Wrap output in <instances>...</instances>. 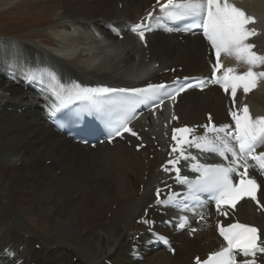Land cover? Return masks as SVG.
I'll use <instances>...</instances> for the list:
<instances>
[{"label":"bare ground","instance_id":"6f19581e","mask_svg":"<svg viewBox=\"0 0 264 264\" xmlns=\"http://www.w3.org/2000/svg\"><path fill=\"white\" fill-rule=\"evenodd\" d=\"M23 2L27 0H0V14ZM150 5V0H36L35 9L58 11L56 18L62 20L54 29V36H60L59 43L50 35H37L45 44L66 50L68 43L88 36L93 41L90 45L96 48L58 55L16 38L0 42V48L4 45L11 52L4 57L0 49V248L19 251L18 259L24 264H105L107 260L137 264L128 255L135 239L133 232L142 231L136 220L153 202L159 181L156 169L164 157L151 152L153 142L136 153L122 143L91 150L61 137L45 123L35 97L11 84L4 77L5 70L21 57L33 64H52L72 80L130 87L166 79L158 73L172 67L182 66L184 75L206 71V46L197 37L183 43L153 35L146 50L132 37L119 41L105 30L107 24L136 22ZM250 9L264 15V0H253ZM94 31L105 39L98 41ZM75 32L82 37H73ZM258 43L264 52V36ZM158 63L161 68L155 69ZM224 101L212 92L184 95L178 107L182 123L200 124L206 112L220 121L225 117ZM252 101L257 111H264V86ZM150 154L155 155L154 160H150ZM140 185H144L143 193ZM262 197L264 200V193ZM244 209L242 205L240 213ZM26 216H32L36 226ZM41 233L54 240L44 241ZM199 238L175 237L181 244L175 257L165 252L151 253L142 264H190L196 254L205 256L218 246L212 231ZM36 244L41 251L35 249ZM73 258H77L76 263Z\"/></svg>","mask_w":264,"mask_h":264},{"label":"snow or ice","instance_id":"6c2138e0","mask_svg":"<svg viewBox=\"0 0 264 264\" xmlns=\"http://www.w3.org/2000/svg\"><path fill=\"white\" fill-rule=\"evenodd\" d=\"M157 4L160 5V12L166 19L191 18V22L185 26L184 30H200L214 54V61L210 59L209 77L199 79L195 84L179 85L167 94L168 97L175 99L176 95L187 88L196 87L203 90L208 84L218 85L232 97L233 106L229 108V114L231 121L234 122V125L228 123L217 126L212 123V116L209 114L208 124L199 126L204 129L203 135H197L195 128L187 126L173 128L172 140L175 141V145L172 147V152H178L179 155L168 162L172 165V169L166 166L164 170L175 171L176 181L180 185L188 186L189 198L198 201L199 194L208 193L216 205V211L221 216H227L230 209H235L236 205L246 198L264 208L257 199L259 189L257 180L250 174V169H254L264 175V151L259 153L256 151L258 146L264 145V115L253 116L247 104L235 108L238 90H243L246 95L255 89L261 80H264V71L254 70L264 67V54H258L254 50L256 45L249 42L250 38L258 35L254 27L257 23L256 18L247 14L231 0H179V2L166 0L163 4L157 0ZM151 17L152 13H149L148 18ZM143 27L137 24L132 30L137 31ZM138 35L141 40H144L143 30L138 31ZM222 55L247 65L246 70L238 72L236 67H225L221 60ZM43 75L42 73L40 78H43ZM48 76L50 81L56 82L53 94L58 104L54 107V111L66 107L73 100H92L95 93L119 92L147 95L166 87L164 84L150 83L145 88L130 89L83 88L79 84H72L69 88H65L59 83L54 73H49ZM32 78L36 77L32 76ZM160 103H163V100ZM173 119L177 117L173 116ZM123 133L137 135L128 126L127 120L121 123L114 135L121 136ZM109 134L112 135V133ZM188 148L213 153L228 163L225 165L224 163L197 162L190 165L191 172L199 173L195 182H192L177 166L181 159L198 160L197 156L187 151ZM160 195L161 189L158 188L156 190L158 204L164 203ZM179 198L180 194L173 193L168 203L171 204ZM179 226L183 228L185 225L181 223ZM217 228L226 246L222 245L219 250L212 252L203 261L197 257L196 264H257V254H264V239H261L260 230L257 227L237 221L228 223L226 226L218 224ZM157 239L165 244L168 243L163 236L157 235ZM238 256L244 259L238 261Z\"/></svg>","mask_w":264,"mask_h":264},{"label":"rangeland","instance_id":"374dc122","mask_svg":"<svg viewBox=\"0 0 264 264\" xmlns=\"http://www.w3.org/2000/svg\"><path fill=\"white\" fill-rule=\"evenodd\" d=\"M23 3L22 4L20 3V5H22V6L17 4L19 7L17 5H15L14 7L8 8L7 10H9V11H5L6 9L3 10L4 12L1 11V14H0V37H6L7 39H11V40L16 38V39H19V41L22 40L21 42L23 44H24V42H28L30 44L32 43L34 45L39 46L41 49L45 48L48 51L55 52L58 55H64L65 53H79L80 50L84 47L90 48V46H92V48H96V45H94V44L90 45L93 42L90 37L86 36V37L81 38L82 37L81 34L79 33V35H76L75 34L76 32L73 34V37L81 38V39H77L73 43H68L69 46L66 48V50H60V49H56L55 47L48 46L37 35H46L49 38L51 36L53 39H56V41H55L56 44L59 43L60 36L59 37L54 36V29L56 27V23L62 22V20L59 21V19L56 18L58 11L55 13H52V12L49 13V11L45 10V9L41 10V8H40L39 10H37V8L36 9L34 8L36 5V0H32V2H31V0H29V1L27 0V2H23ZM18 8H19V10H18ZM33 10L35 11L36 14L34 13ZM48 21H49V23H48ZM32 41H34V42H32ZM0 42H2V41L0 40ZM148 52H147V54H148ZM72 58H74V57H72ZM105 60L109 62V60H107V58ZM73 63H78V62L73 61ZM106 65L109 66L110 63H107ZM3 84H4V82H3ZM7 96H9V94H7ZM150 159H151V155H150ZM47 165H50V162H48ZM140 187H142V186L140 185ZM113 208L116 209V206H113ZM110 216H111V214L108 215V217H110ZM26 217L28 218L27 220L30 223H32V225L34 226L35 224H33V222H32L33 217L32 216H29V217L26 216ZM23 222L26 224V226L28 225L26 219H23ZM41 234H42V235H40L41 238L46 242L54 240L52 238H49L48 236H46L43 233H41ZM37 247H39L38 244H37ZM76 262H77V258H73V263H76Z\"/></svg>","mask_w":264,"mask_h":264}]
</instances>
